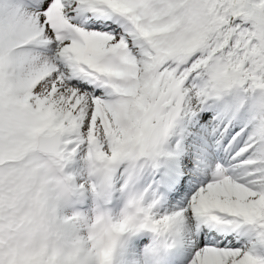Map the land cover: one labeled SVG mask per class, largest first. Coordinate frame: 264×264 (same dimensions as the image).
I'll list each match as a JSON object with an SVG mask.
<instances>
[{"label":"snow or ice","instance_id":"6c2138e0","mask_svg":"<svg viewBox=\"0 0 264 264\" xmlns=\"http://www.w3.org/2000/svg\"><path fill=\"white\" fill-rule=\"evenodd\" d=\"M0 264H264V0H0Z\"/></svg>","mask_w":264,"mask_h":264}]
</instances>
